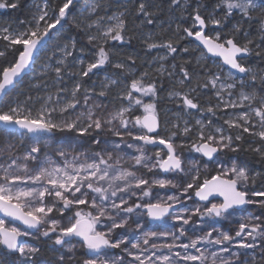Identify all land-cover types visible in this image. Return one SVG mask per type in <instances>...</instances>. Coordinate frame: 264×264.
<instances>
[{"label": "snow or ice", "instance_id": "obj_1", "mask_svg": "<svg viewBox=\"0 0 264 264\" xmlns=\"http://www.w3.org/2000/svg\"><path fill=\"white\" fill-rule=\"evenodd\" d=\"M78 2L79 0H62L59 5L52 6L51 0H42V4L34 5L31 20L21 21L28 25L23 30L12 31L10 26L0 28V39L7 43L6 50L16 51L18 46L22 47L14 63L0 69V96L7 95L10 88L19 83L22 75L35 63L36 55L47 46L50 39L63 54L57 61L60 66L54 69L58 79L63 76L68 57H72L73 51L77 49L75 38L65 42L63 47L58 46L66 24L86 32L93 27L97 29L96 34L87 36L88 44L94 49L93 61L87 62L80 72L72 73L82 78L89 77L94 70L98 71L111 63L110 55L115 50L105 47L109 41L132 39L126 35L128 7L111 15L97 16L84 25V20L100 10L107 13L112 5L110 2L105 4L97 0H86L82 12L74 11ZM172 5L181 6V0H169V7ZM19 6L20 0H0V9H16ZM184 6L187 7V0H184ZM151 7L153 5L148 0H139L134 14H142L144 22L152 24L162 9L156 6V11H149ZM202 7L197 3L191 15V27L182 30L187 37H195L206 49V53H201L205 60L208 58L207 54L221 57L222 65L218 67L222 69L227 65L230 70L207 75L206 69L205 82L197 85L205 89L211 86L215 90L218 98L215 105L201 108L197 99L191 95L196 91L195 88H190L188 92L172 91L169 96L179 98L186 109L206 111L213 116L222 110L221 106L223 109H238L235 115H229L223 121L227 129L223 125L213 126L211 120L205 123L199 119L192 127L188 121H184L182 128L176 123L168 127L167 121L161 120L157 109L156 83L145 82V78L149 76L147 71L141 73L139 78L132 79L130 85H125L119 98L126 101L127 106L122 105L107 118L96 113V109L106 106L95 102L74 118L68 115L80 104L78 96L83 88L80 81L74 84L70 99L63 104H60L61 93L68 91L64 88L57 89L55 101L52 95L43 98L35 115L23 104L0 110V134L5 137L19 135L20 145L25 137L33 141L23 155H15V149L19 145L12 142L7 143L5 148H0V157H5L0 161V245L3 246L0 249V264H17V261L11 259L17 253L23 258L21 264H38L35 258L40 255L41 249L20 243L21 237L33 233L16 226L17 221L29 230L39 231L42 226L47 225L39 235L49 238L53 246H63L67 242L66 238H79L90 254V258L84 259L82 264H249L250 254L251 264H264V217L251 214L244 216L234 234L231 229L220 231L214 227L219 221L234 219L245 206H257L264 213V171L253 172L246 164H239L235 159L232 160L231 167H225L219 159L221 153L241 151L240 144L247 134L258 140V143L256 140L252 141L256 143V147H250L249 150L257 153L264 161V94L251 87V82L257 80L264 86V70L254 71L247 63L251 55L264 59V0H215L213 12L207 17L202 14ZM216 9L222 10L219 18L215 15ZM234 15H239V20L224 31L225 23ZM105 21L108 22L107 25L103 23ZM246 21L249 22V27L252 21L258 23V37L251 36L244 28ZM210 25L218 26L219 30L208 34L206 29ZM152 40V34L144 39L147 49H166L168 54L177 52L175 45L179 43L178 40L149 42ZM6 50H0V57H5ZM79 51L84 52L85 49L80 47ZM183 51L187 52L188 49ZM166 58L158 57L161 61ZM50 59L51 55L45 56V60ZM127 59L134 58L128 56ZM77 63L83 66L85 60L81 58ZM48 66L42 64L44 69ZM114 67L123 70L125 64L116 63ZM128 71L131 72V69ZM156 71L163 74V65ZM181 72L184 79L178 83L183 87L191 73L184 67H181ZM237 73L248 77V80H237ZM106 79L108 83L104 85V90L97 94L100 97L107 96L106 89L109 85L118 83L116 79ZM237 88L238 93L235 91ZM83 92L84 104L87 105L92 90L83 88ZM225 94L230 99L226 100ZM233 95L236 99H231ZM144 97H149L150 102L145 103ZM31 99L29 96L28 100ZM136 108H142L143 115L133 116L132 112ZM57 112L64 118L53 119V114ZM162 123L167 135H161L158 131ZM105 127L114 136L120 137L126 148H135L138 154L125 160L121 143L109 142L100 136ZM227 130H235V133L231 134ZM193 131L195 136L191 143H175L179 136L187 138ZM56 132L72 134L66 137V143L73 150L69 152L58 148V159L45 154L41 160L42 141L46 147V137L51 138ZM125 136L133 143H128ZM88 140L93 146L100 148V151H75L77 144ZM147 145L163 148L148 154L145 149ZM183 147L194 150L208 158L212 164L218 165L215 174L209 175L212 169L208 164L200 168L195 161L182 157L178 149ZM129 161L132 168L140 166L148 172L159 169L164 173L176 174L177 180L155 176L147 179L137 175L132 168L125 167ZM181 173L185 177L190 176L183 186L177 182ZM258 180L261 181L260 187H256ZM181 186V195L194 191L200 201L208 204L189 209L183 207L180 196L172 195L165 199L158 193L153 194V189L157 187L174 189ZM137 192L138 202L129 203L125 196L136 197ZM218 197L221 198L220 202H213ZM146 198H149L148 202H144ZM177 204L183 207L182 212L173 211ZM145 210L146 217L151 220H164L166 224L168 220L179 222L178 229L175 224L167 225L162 231L146 228ZM132 215L136 216L135 227L140 236L127 228ZM54 216L61 217L64 223H61V219L53 218ZM193 217L207 218L210 230L194 238L188 236L189 231L198 230ZM141 220L144 223H140ZM182 238L187 242H182ZM233 246L238 250L231 251ZM75 247L73 245L68 251L72 252ZM257 247L261 252L258 261L254 252ZM211 248L216 250L210 251ZM114 249L121 250L125 255L112 258L109 252ZM71 259L73 258L69 257ZM48 264L52 262L49 261ZM56 264H66L65 257L58 256Z\"/></svg>", "mask_w": 264, "mask_h": 264}, {"label": "rangeland", "instance_id": "obj_2", "mask_svg": "<svg viewBox=\"0 0 264 264\" xmlns=\"http://www.w3.org/2000/svg\"><path fill=\"white\" fill-rule=\"evenodd\" d=\"M86 0H84L85 4ZM87 2H92V0H87ZM97 2L101 3H111L112 7L107 10V13H105L104 10L98 11L95 15L89 17L88 19L84 20V25L89 23L91 20L96 19L97 16H102V15H111L115 11L123 10V7H128L129 8V14L126 16L127 20V28L132 32V36L134 38H137L140 40H143L149 35L152 34L153 40L149 42H160L165 40L166 38L168 39H175L178 38L179 40L185 39L187 36L183 32V28H188L191 27L192 25V19L188 18L187 21L188 23L186 24V16H191L192 13H188L189 15H181L179 12H183L182 6L179 7H174V5L169 7L168 1L162 2L160 1L158 4L152 3L153 7L149 8V11H156V6H159L161 11H159L158 15L155 17L154 21L152 24H147L144 22V17L142 14L140 15H135L134 10L136 7V0H97ZM35 4H42V0H34V2L31 4V7L33 8V12L35 11L34 5ZM151 4V3H150ZM53 6V4H52ZM84 7V6H83ZM83 7L79 10L80 12L83 11ZM209 11V8H208ZM202 12V11H201ZM213 11H209L208 15L211 14ZM216 15V13H215ZM139 16V17H138ZM166 17V19H165ZM217 17V15H216ZM219 18V17H217ZM31 20V19H30ZM29 20V21H30ZM27 22V21H25ZM6 24L2 23L0 20L1 28L2 27H8L10 26V30L12 31H17V30H23L26 28L28 25L27 23H21V22H5ZM105 25H107V21L103 22ZM178 26H179V31H178ZM215 30H219L218 26H212L210 25L208 27V34H214ZM70 27L65 25V29L63 31L62 37L58 42L59 47H63L64 43L69 41L71 38H75L77 40V49L73 51V56L68 57L66 64L67 67L63 68V76L61 78H57L56 73L54 71L55 67L60 66L57 64V61L62 58V53L57 50V45L50 39L49 42H47V46L44 47L37 55H36V61L35 65L33 67V70L30 74V81L29 85H26L23 89L18 90L17 93L11 98L8 102H4L2 106L4 107V110H7L9 107L16 106L17 104H23L25 105L26 108H30L33 112V115L36 114V111L40 108L41 104L43 103V98L47 97L48 95L53 96V100H56V93L58 88H64L67 89V92L61 93V100L60 104H63L66 102L68 99H70V93L71 89L74 86V84L77 81H80L83 85V88H88L92 90V93H90V99L87 105L84 104V92L83 88L81 89V92L79 93L78 98L80 99V104L78 107L68 115L72 116L73 118L78 115L82 111H86L87 108L93 103H98L101 105H104L106 107L98 108L96 109L97 115L103 116L104 118H107L109 114L114 113L115 111L119 110L117 105L121 102V98H119V93L125 90V85H130L131 80L135 78H139L141 76V73L147 71L149 73V76L145 78V80H148L153 76V73L159 74L161 77H166L168 78V81L170 82L169 86H166L164 89H162L159 93H157L155 100L157 103V109L158 112L160 113L161 120H166L167 121V126L171 127L173 123L179 124L180 127H183L184 121H188L189 126H195V122L197 119L205 121L207 123L209 120L212 121L213 126H221L223 125V121L228 118L229 115H235L239 110H232V109H223V106H221L222 110L217 112L215 116H213L211 113H208L206 111H197V110H191V109H186L182 107V104L177 97H170L169 93L172 91H178V92H188L190 88H195L196 91L192 93L194 95L193 97L196 99L200 98V87L197 85H202L205 82L206 79V69L207 67H201V65H205L207 63V60L209 59L207 55V60H205L204 56L201 55V53H206L203 49L198 44L195 45H189V50H192V55H194V65L196 67H199V70H197V75L196 77L191 80L187 79L185 80V83L183 87L185 89H182V87L179 85L178 81L181 79H184L182 77V72L180 69H177V66L175 63L168 64L167 62L170 60L171 54H168L167 52L164 51H158L155 49L152 53H139L136 50H131L130 52L128 51V48L125 47L124 49H120L119 46L117 45L116 47H113L117 51L113 52L110 55V60L111 63L106 64L103 66L102 69L96 71L94 70V73L89 76V81L87 83L84 82L86 78H82L78 75H73L72 73H78L82 70L83 67H86L87 62H91L94 59V49H91L86 42H83L82 39H79L76 36H71L69 32ZM86 36L88 34H96L97 29L93 27L89 31H83L81 30ZM224 31L225 27H224ZM0 42H4L2 39H0ZM110 42V41H109ZM109 44V43H108ZM108 44L106 46H108ZM105 46V47H106ZM80 47H83L85 49L84 52H80L79 49ZM127 48V49H126ZM146 49V48H145ZM202 51H201V50ZM115 53V55H114ZM46 55H51L50 60H45ZM125 55V56H124ZM120 56H123L121 58ZM132 56L134 59L133 60H128L127 57ZM159 56H166L167 58L163 61L159 60ZM83 58L85 60V64L83 66L79 65L77 61L79 59ZM136 59L138 60L137 63L135 62ZM113 60V61H112ZM210 61L209 66L212 68L207 69V75H211L217 71H223L227 72L229 69L225 68H219V65H222L221 61L217 60H212L211 58L209 59ZM116 63H124L125 64V69H116L114 65ZM42 64H48L49 66L44 69L42 68ZM163 65L164 72L163 74L157 72L156 70L159 69ZM131 69V72L128 71V69ZM255 71L256 69L253 68ZM171 73V75H169ZM116 79L118 80V83L115 85H109L108 88L106 89L107 91V96L106 97H100L97 94L101 91L104 90V85L108 83V80L106 79ZM155 79L157 76L154 77ZM237 80H248V77L244 76H238L236 75ZM191 82L194 84L191 85ZM257 83H260L258 80L255 82H251V87L255 88L258 92L261 94H264V88L258 89L256 86ZM210 92H208L209 95L212 96V99L214 100V104L210 103V105H215L218 102V98L215 96V90L209 86ZM246 90H250L249 88H246ZM237 93L239 91V88L235 90ZM139 95V94H136ZM32 97L31 100H28V97ZM40 98V99H38ZM226 100L230 99V97L225 94L224 97ZM144 102L148 103L150 102L149 97H144ZM231 99H236V96L233 95ZM119 100V101H117ZM111 106H109L110 102ZM124 101V100H123ZM198 101V100H197ZM167 103H175L177 104V107H167ZM199 103V101H198ZM125 104L127 106V102L125 101ZM50 106H55V105H50ZM208 104H205L203 106L202 104L200 105L201 108H207ZM142 110V108H140ZM143 112V110H142ZM64 117L60 113H54L53 114V119L55 120H60L63 119ZM117 123V122H114ZM162 130L164 133H167V130L162 123ZM225 129H227L226 125H223ZM108 128L100 132V136L106 138L109 142L115 141L116 143H121L120 137L114 136L111 132L110 134H107ZM227 132H230L231 134L235 133V130H227ZM57 133V135H55ZM54 133V135L51 138H47V146H44V142L42 141L41 146H42V152L40 154L41 160L44 159L45 154L50 155L53 157V159H58L57 157V149L58 148H64L65 150L71 152L73 149L72 147L66 143V137L61 139V142L58 144V136H61L58 134V132ZM67 133H65L66 135ZM72 135V134H71ZM247 135V134H246ZM195 136V131L191 134V137L194 138ZM181 138V139H180ZM179 139L175 140V143L180 144H189L192 141L184 140L183 136H180ZM253 141L256 140L255 137H253ZM124 139L128 143H133V141L128 138L127 136L124 137ZM258 141V140H256ZM9 142L15 143L19 145L15 149V155H23V153L33 144V141L29 139L28 137L24 138L23 144L20 145V137L19 135H14V136H8L5 137L3 134H0V148H5V145ZM142 144V142H140ZM101 147H104V145H101ZM146 152L148 154H152L157 150L155 147L152 148H146ZM109 150H111L109 148ZM76 152H84V151H100V148H97L91 144V141H85L82 144H77L75 147ZM121 151L125 154V160L128 159L130 156H135L137 154H134L135 148L128 149L126 146L121 143ZM125 151V152H124ZM178 153L182 155V157H187L188 160L195 161L197 163V166L200 168H203L204 164H208L209 167L212 170L216 171V168L218 165L212 164L210 161H206L204 157H202L199 153H196L194 150H191L187 147L179 148ZM5 157H0V161H2ZM220 162L223 166L225 167H231V162L233 159L237 161V163L241 164L236 157L233 156H227L226 153H221L219 156ZM125 167H130L132 168L131 161H129L127 164L124 165ZM186 170H187V161H186ZM132 170L137 172V175L144 176L147 179L153 178L155 176L156 178H166V179H176L177 176L174 173H164L162 170L159 169H154L153 172H148L146 169L136 166L135 168H132ZM194 174V172L192 173ZM183 179L184 181L182 183H186L187 180L190 179L189 177H185L183 173L180 174V180ZM183 185V184H181ZM182 188V186L180 187ZM180 188H168V189H160V191H172V195L180 196L182 192H180ZM139 196V193H137V196ZM126 199H129V196L126 195ZM181 202L185 204H188L191 202L190 200L184 199ZM187 202V203H186ZM180 205V204H179ZM249 207H253L249 209ZM247 211L246 214L242 213L241 216L239 217V220L244 216H247L249 214L254 215V216H262L264 217V214L262 213L261 209L257 206L251 205L247 206L245 208ZM183 209L179 212H182ZM53 218L56 219H61V223L63 224L64 221L61 217L59 216H54ZM198 218H194V221L197 220ZM237 219V218H236ZM136 217L134 215L129 217V224L127 226H133L136 225ZM131 221H134L133 223H130ZM141 222V221H139ZM209 222H203V221H198L196 222L197 228L201 227H207ZM16 226L21 227L22 230H27L24 226L19 225L15 222ZM47 227V225H44L40 228L39 231L33 232L32 235L29 236H24L26 238V242H24L25 245L29 246H35L39 247L41 250H47L48 253L51 255L50 260H42L40 255L36 257L35 259L37 260L38 264H48L49 261L52 262V264H56V259L58 256L63 255L65 257L66 264H82V261L84 259L90 258V254L87 252V250L82 246L81 243H77L71 238H66V243L63 246H53L52 241L49 238L42 237L39 235L40 231H43L44 228ZM178 229V228H177ZM155 230V229H151ZM29 231V230H27ZM139 231V230H138ZM157 231V230H155ZM203 232H192L189 231L187 233L188 236L195 237L196 235H201ZM140 236V235H139ZM54 239V237H52ZM182 242H187L185 241L184 238H182ZM75 245L76 247L72 252H69L68 249ZM227 246V245H225ZM2 245H0V249H2ZM216 250L215 248H211L210 251ZM238 249L233 246L231 248V251H237ZM243 251V250H240ZM251 252V250H250ZM255 257L256 260L258 261L261 256L260 248L257 247L255 250ZM110 256L112 258L119 257L122 255H125L122 253L121 250L119 249H114L110 250L109 252ZM16 257L14 261H17V264H21L23 258L19 257V254H15ZM69 257H72L73 259L69 260ZM12 259V258H11ZM251 254L249 255V264H251Z\"/></svg>", "mask_w": 264, "mask_h": 264}, {"label": "trees", "instance_id": "obj_3", "mask_svg": "<svg viewBox=\"0 0 264 264\" xmlns=\"http://www.w3.org/2000/svg\"><path fill=\"white\" fill-rule=\"evenodd\" d=\"M160 1L162 2H166L169 0H148L149 3H156L158 4ZM34 2V0H20V6L16 9H11V8H6V9H0V20L2 21V23L6 24L5 22H21V21H29L32 17L33 14V8L31 7V4ZM53 6L59 5L60 3H62V0H51ZM137 4L139 3V0H136ZM197 3L203 5V7L201 8L202 14L205 15V17L208 16V12L209 11H213V5L215 3V0H187V7L184 6V0H181V6L183 8V12L181 13L179 12L181 15H189L188 13H193V9L196 8ZM84 6V0H79V2L77 3V8L74 11H79L82 7ZM174 7H177L176 5H174ZM209 8V11H208ZM215 13L217 15V17H220L222 15V10L221 9H216ZM139 17V16H138ZM186 24L188 23L187 19L191 18V16H186ZM166 19V17H165ZM237 20H239V15H234L233 17H231L224 25L225 30L227 31L228 29L231 28L232 24L235 23ZM67 25V24H66ZM69 26V25H67ZM70 27V35L71 36H76L79 39H82L83 42H86L87 45L93 49V47L91 45L88 44L87 42V36L79 29L75 28L74 26H69ZM0 28H1V24H0ZM244 28L247 29L251 36L253 37H258L259 33L257 32V28H258V23L256 21H252L251 22V27H249V22H245L244 23ZM127 36L131 37L132 39L129 40H125V41H110L108 46H106V48H112L116 47L117 45L119 46L120 49H124L125 47L128 48V51L130 52L131 50H136L139 53H152L155 49H147L143 40L134 38L132 36V32H130V30L127 28ZM241 39H243V37H241ZM169 40L168 38H166L163 41H160L158 43H163L164 41ZM178 40L179 43L176 44L175 46L177 47V52L176 53H171V58L170 60L167 62L168 64L171 63H175L177 66V69L181 70V67H184L187 71H189L191 73V77L190 79L193 80L196 75H197V70H199V67H196L194 65V55H192V50H189V45H195L196 43L190 39L189 37H186L183 40H179L178 38L173 39V41ZM49 42V41H48ZM126 48V49H127ZM146 48V49H145ZM187 48L188 51L185 52L183 51V49ZM7 49V43L4 42H0V50H6ZM202 49V48H201ZM200 49V50H201ZM19 50H22V47L18 46V50L13 51V50H6V55L5 57H0V69H2L3 67L8 66L10 63H14L15 59L18 57L19 54ZM115 52L117 51L116 49H114ZM158 51H164L167 52L166 49H157ZM202 51V50H201ZM115 55V53H114ZM125 56V55H124ZM121 58H123V56H120ZM210 59V58H209ZM207 60V63L205 64V67H207V69H210L211 67L209 66V61ZM113 61V60H112ZM137 59H136V63H137ZM187 62V63H185ZM247 63L250 64L254 69L256 70H264V59L257 57L255 55H251L249 59H247ZM212 69V68H211ZM157 76V78L155 79L154 77ZM183 77V74H182ZM30 79V75L27 76L20 84H18L16 86V88L10 92L6 98L4 99V101L2 102V104L4 102H8L11 98H13V96L17 93L18 90L23 89L26 85H29V80ZM89 81V77H87L84 82L87 83ZM155 82L157 85V93H159L162 89H164L166 86H169L170 82L168 81V78L166 77H161L159 74L157 73H153V76L151 78H149L148 80H145V82ZM194 83L191 82V85H193ZM256 86L258 87V89H263L264 86H262L260 83H257ZM182 89H185L184 87H182ZM200 91H198L200 94V98L197 99L199 101V104L205 106V104H208V106H210V103L214 104V100L212 99V96L208 94V92H210V89L207 88H203L202 86H200ZM192 95V94H191ZM194 96V95H192ZM2 104L0 105V110H4V107L2 106ZM167 107H177V104L175 103H167L166 104ZM207 106V107H208ZM183 107V106H182ZM178 108V107H177ZM163 131V130H162ZM164 132V131H163ZM167 135V133H165ZM180 136L177 138L179 139ZM184 140H188V141H192V137L189 136L187 138L183 137ZM181 139V138H180ZM253 137H250L248 135L245 134L244 136V140L243 142L240 144L241 147V151L237 152V153H226V155L229 156H233L236 157L237 160L241 163V164H246L253 172L255 171H264V161L261 160L260 156L257 153H254L252 151H250V147L254 148L256 147V143H258V141H256V143H253ZM261 181L258 180L256 187H260ZM16 257V255H13L11 258L12 260H14ZM40 257L42 260H50L51 259V255L48 253L47 250L42 249L40 252Z\"/></svg>", "mask_w": 264, "mask_h": 264}, {"label": "flooded vegetation", "instance_id": "obj_4", "mask_svg": "<svg viewBox=\"0 0 264 264\" xmlns=\"http://www.w3.org/2000/svg\"><path fill=\"white\" fill-rule=\"evenodd\" d=\"M207 33H208V30H207ZM190 38V37H189ZM191 39V38H190ZM250 58V57H249ZM248 58V59H249ZM212 59V58H211ZM212 60H216V59H212ZM217 61H219V60H217ZM222 63V62H221ZM117 101H119V100H117ZM110 102V101H109ZM111 102L109 103V106H111ZM113 105V104H112ZM122 105H124V106H126V104H125V101H123V100H121V102L117 105L118 107H121ZM119 109V108H118ZM132 115L134 116V115H143V112H142V110L140 109V108H136L133 112H132ZM161 118V117H160ZM106 129H107V127H106ZM58 134H60L61 136H58V144L61 142V139L62 138H64V136H70L71 134L70 133H67L66 135H65V133H60V132H58ZM107 134H110V131H108L107 130ZM160 134L161 135H166L163 131H162V128H161V130H160ZM55 135H57V133L55 134ZM146 148L148 147L149 149L150 148H152L153 146H150V145H147V146H145ZM155 148H157V149H162L163 147L162 146H160L159 148L158 147H155ZM125 152V151H124ZM134 154H138L136 151H134ZM201 155V154H200ZM205 158V160L206 161H208L207 159H206V157H204ZM215 174V170H212L210 173H209V175H214ZM202 178H203V176L201 177V181H202ZM174 180H176V179H174ZM184 180L183 179H181V180H178L177 182L178 183H181V184H183L182 182H183ZM188 181V180H187ZM186 181V182H187ZM183 186V185H182ZM180 192H182V188H180ZM138 193V192H137ZM159 194V196L160 197H163V198H167L168 196H171V193H172V191H167V190H164V191H160V189L157 187V188H154L153 189V194L155 195V194ZM125 198H126V196H125ZM181 198H182V201H184V199H187V200H190L191 202H189L188 204H185L184 202H183V204H182V202H181V204L183 205V207H187V208H189V209H191V208H193L194 206H197V205H200V206H206L207 204H208V202H203V201H200L199 200V198L198 197H196L195 195H194V191H190V193L189 194H184V195H181ZM220 199L221 198H217L215 201H213V202H220ZM148 200H149V198H146L145 199V201L144 202H148ZM210 200H212V199H210ZM117 202H119V201H117ZM136 202H138V197H131V198H129V203H136ZM152 202H154V201H152ZM187 203V202H186ZM181 204L179 205V204H177V205H174V208H173V211H175V212H179V211H181L182 209H183V207L181 206ZM247 206H245L244 208H243V211H241V212H238L237 214H236V216H235V218L234 219H230V220H227V221H219L218 223H215V225H214V227L215 228H217V229H219L220 231H229L230 229H231V231H232V234H234V231L238 228V226H239V222H240V220H239V217L241 216V214L242 213H244V214H246L247 213V211L245 210V208H246ZM251 208H253V207H249V209H251ZM264 214V213H263ZM135 216V215H134ZM136 217V216H135ZM194 218L196 219V218H198L197 220H195V222H198V221H203V222H209L208 220H207V218H200V217H193V221H194ZM237 218V219H236ZM145 220H147V224H146V228H148V229H155V230H157V231H162V230H164L165 229V227L167 226V225H172V224H175L176 225V227L178 228L179 227V222H177V221H173V220H168L167 221V224H166V222L164 221V220H161V221H154V220H151V218H148V217H146V210H145ZM134 221H136V220H134ZM134 221H131L130 223H133ZM140 223H144V220H141V222ZM186 227H188V226H186ZM127 228H129V229H132L134 232H135V235L136 236H139L140 235V232L136 229V227H135V225H133V226H127ZM198 230H197V232H207V231H209L210 229H209V227L207 226V227H201V228H197ZM201 229H202V231H201ZM121 231H126V230H121ZM189 233V232H188ZM72 240H74L75 242H77V243H80V241H79V238H71ZM185 241H187L186 239H185ZM162 242V241H161Z\"/></svg>", "mask_w": 264, "mask_h": 264}, {"label": "water", "instance_id": "obj_5", "mask_svg": "<svg viewBox=\"0 0 264 264\" xmlns=\"http://www.w3.org/2000/svg\"><path fill=\"white\" fill-rule=\"evenodd\" d=\"M207 30H208V28L206 29V32H207ZM196 44H198L205 52H206V49L202 46V45H200V43H199V41H197L196 39H195V37H190ZM208 55V57L209 58H212V59H216V60H219V61H221L222 62V58L221 57H216V56H212V54H207ZM250 57V56H249ZM248 57V58H249ZM35 61H36V59H35ZM34 65H35V63L31 66V68L27 71V72H25L23 75H22V77H21V79H20V81H19V83L18 84H20L27 76H29L30 74H31V72H32V70H33V67H34ZM224 67L225 68H227V69H229V67L227 66V65H224ZM230 70V69H229ZM232 71H234V70H232ZM236 75H238V76H241V77H244V75L243 74H239V73H237ZM18 84H16V86L18 85ZM16 86L15 87H12V88H10V90L7 92V95L10 93V92H12L15 88H16ZM7 95H4V96H0V105L2 104V102L4 101V99L6 98V96ZM162 127V126H161ZM160 130H161V128L160 129H158V131L160 132ZM163 147V146H162ZM207 160H208V158H206ZM209 199H212L211 197L209 198ZM0 216H2V214H0ZM17 224H19V225H22V224H20V222H16ZM23 226V225H22ZM25 228H26V226H24ZM27 230H29V229H27ZM30 232H36L37 230H34V229H32V230H29ZM24 242H26V238L25 237H21L20 238V243H22V244H24ZM3 247V246H2Z\"/></svg>", "mask_w": 264, "mask_h": 264}, {"label": "bare ground", "instance_id": "obj_6", "mask_svg": "<svg viewBox=\"0 0 264 264\" xmlns=\"http://www.w3.org/2000/svg\"><path fill=\"white\" fill-rule=\"evenodd\" d=\"M162 126V125H161ZM162 128V127H161Z\"/></svg>", "mask_w": 264, "mask_h": 264}]
</instances>
